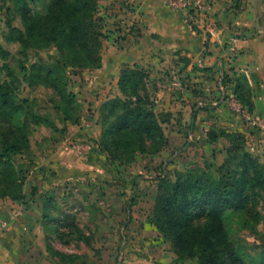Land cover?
Here are the masks:
<instances>
[{"label":"rangeland","instance_id":"374dc122","mask_svg":"<svg viewBox=\"0 0 264 264\" xmlns=\"http://www.w3.org/2000/svg\"><path fill=\"white\" fill-rule=\"evenodd\" d=\"M118 1L92 0L88 19L102 32V55L107 41L115 40L114 31L120 30L113 28L128 27ZM53 2L0 0V87L13 90L11 99L18 106L12 117L11 111L0 114V132L19 126L29 139L28 147L13 156L19 185L9 189L16 192L0 193V264H200L197 257L178 254L172 238L154 224L160 215L159 178L175 181L178 173L184 178L203 170L217 178L225 152H217L223 158L216 159L204 139H190L187 131L164 147L157 134L146 136L145 153L123 151L122 157L112 159L102 152L93 142L99 141V128L102 136L109 124L101 123L102 106H96L101 100L85 92L84 72L94 67L66 62L45 29L39 42L26 43L29 25L50 17ZM235 4L240 10V0ZM34 64L53 67L57 81L31 78ZM139 94L149 101L146 91ZM117 97L123 100L126 94ZM97 109L100 127L93 117ZM173 126H164L170 137ZM238 161L229 164L241 172ZM249 195L246 210L224 211V235L244 264H262L264 194Z\"/></svg>","mask_w":264,"mask_h":264},{"label":"crops","instance_id":"0c3cea01","mask_svg":"<svg viewBox=\"0 0 264 264\" xmlns=\"http://www.w3.org/2000/svg\"><path fill=\"white\" fill-rule=\"evenodd\" d=\"M236 1L119 0L128 27L113 28L120 30L114 31L115 40L107 41L102 66L84 72L85 92L101 100L96 105L99 109L124 93L120 87L123 70L143 71L137 94L141 89L148 93L170 143L187 131L190 139H204L208 151L222 159L217 152H225L226 157L234 135L241 134L245 149L264 162V151L252 150L258 133L229 109L225 95L241 79L253 111L264 116V0H240V10ZM237 31L241 35L233 53L231 38ZM98 109L93 116L97 125ZM172 124L170 137L164 126Z\"/></svg>","mask_w":264,"mask_h":264},{"label":"trees","instance_id":"16d2710c","mask_svg":"<svg viewBox=\"0 0 264 264\" xmlns=\"http://www.w3.org/2000/svg\"><path fill=\"white\" fill-rule=\"evenodd\" d=\"M53 3L54 10L50 17L29 25L26 43L34 45L39 42L42 30L45 29L63 52L66 62H79L86 68H100L102 32L97 33L88 19L94 9L92 0H54ZM54 74L53 67L37 64L32 66L30 72L31 78L36 77L38 83L55 80ZM144 76L143 71L131 68L123 70L120 87L126 98L121 100L116 97L102 104L104 119L101 123L109 124V128L103 132L98 146L102 152L110 153L112 159L122 157L125 151L130 150L145 153L148 150L146 136L151 138L157 134L156 138L162 140L163 147L169 144L150 101L137 94ZM222 79L223 84L227 82L224 74ZM238 81L240 84L236 83L233 91L243 104L253 110L245 83L239 78ZM134 94H137L136 99L130 97ZM11 96L13 90L1 85L0 114L6 115V111H11V117L16 114L18 106H14ZM32 117L47 121L40 115L32 114ZM128 131L131 132L129 136L122 139L120 134ZM0 134V164L5 168L4 171L0 170L3 174V179L0 178V193H13L16 192L15 188L9 189V186L19 185L13 156L28 147L29 139L21 134L19 126L17 130L9 129ZM234 137L232 144L226 148L224 162L218 165L217 178L210 177L206 170L184 178L178 173L179 177L175 181L166 176L159 178L161 190L157 203L160 215L158 213L159 218L154 224L158 230L172 238L178 254L197 257L200 264H244L224 235L222 216L226 209L246 210L250 193L259 197L264 194V163L245 149V140L241 134ZM243 148L245 151L242 154L237 153ZM237 157L238 163L243 166L241 172L232 170L229 164L230 160L234 161ZM207 176L209 179H206Z\"/></svg>","mask_w":264,"mask_h":264},{"label":"built area","instance_id":"2783aa9c","mask_svg":"<svg viewBox=\"0 0 264 264\" xmlns=\"http://www.w3.org/2000/svg\"><path fill=\"white\" fill-rule=\"evenodd\" d=\"M240 35L241 33L237 31L231 38V50L233 53H235L237 50V41ZM226 99L229 109L236 115L240 116L244 121L249 123L251 127L258 133L254 139L252 150L264 151V116L255 113L247 105L243 104L234 91L228 93Z\"/></svg>","mask_w":264,"mask_h":264}]
</instances>
